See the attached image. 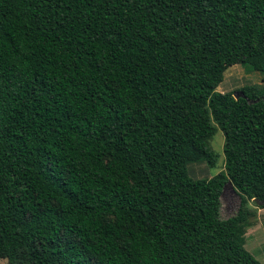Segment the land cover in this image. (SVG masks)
<instances>
[{
  "label": "trees",
  "instance_id": "trees-1",
  "mask_svg": "<svg viewBox=\"0 0 264 264\" xmlns=\"http://www.w3.org/2000/svg\"><path fill=\"white\" fill-rule=\"evenodd\" d=\"M238 64L264 74V0H0V259L258 264L264 85L215 91Z\"/></svg>",
  "mask_w": 264,
  "mask_h": 264
},
{
  "label": "rangeland",
  "instance_id": "rangeland-1",
  "mask_svg": "<svg viewBox=\"0 0 264 264\" xmlns=\"http://www.w3.org/2000/svg\"><path fill=\"white\" fill-rule=\"evenodd\" d=\"M264 85V74L255 72L244 65H233L224 70L222 80L215 88L219 93H230L234 98L240 97L239 89L243 86ZM223 138L219 130L208 141L209 149L216 155L214 164L209 167L205 162L188 164L186 170L188 176L193 179H209L224 170L222 154ZM219 217L224 220L239 208V195L233 189L225 185L220 196ZM256 205L251 200L246 202L244 212L245 222L242 228L244 249L250 253L258 264H264V208ZM0 264H6L0 259Z\"/></svg>",
  "mask_w": 264,
  "mask_h": 264
},
{
  "label": "water",
  "instance_id": "water-1",
  "mask_svg": "<svg viewBox=\"0 0 264 264\" xmlns=\"http://www.w3.org/2000/svg\"><path fill=\"white\" fill-rule=\"evenodd\" d=\"M225 185H227L229 188H232L229 182H227ZM225 185L223 186L222 191H223ZM221 193H222V192H221ZM251 201L254 202L256 205H263V204H264V200H262V201H257V200H255V199H252Z\"/></svg>",
  "mask_w": 264,
  "mask_h": 264
}]
</instances>
